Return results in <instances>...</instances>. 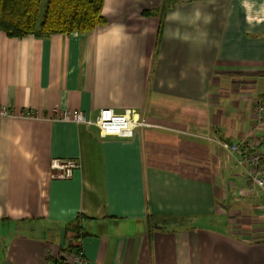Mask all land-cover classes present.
Instances as JSON below:
<instances>
[{"label":"crops","instance_id":"0c3cea01","mask_svg":"<svg viewBox=\"0 0 264 264\" xmlns=\"http://www.w3.org/2000/svg\"><path fill=\"white\" fill-rule=\"evenodd\" d=\"M100 11L87 33L0 31L11 111L0 116V264L65 262L75 222L90 264H264V191H245L227 150L264 100V0H103ZM103 107L152 126L100 137L54 119ZM53 158L79 167L52 178Z\"/></svg>","mask_w":264,"mask_h":264},{"label":"built area","instance_id":"2783aa9c","mask_svg":"<svg viewBox=\"0 0 264 264\" xmlns=\"http://www.w3.org/2000/svg\"><path fill=\"white\" fill-rule=\"evenodd\" d=\"M253 104L254 124L249 127L247 136L239 142L227 146L229 154L237 158L239 166L242 167L246 175L245 191L247 192L255 188L264 191V100L258 97ZM10 112L7 107L0 105V116H9ZM54 112V119L58 121L96 126L100 137L112 135L127 138L133 135L135 129L152 126L140 111L132 108H125L122 112H117L109 107H103L98 109L94 119L79 110L56 109ZM26 114L31 115L30 111ZM258 131L261 133L260 139L257 140L261 143L260 147L248 139ZM50 161L48 174L52 178H68L71 176V172L79 167L78 161L73 159L53 158ZM86 258L82 248L78 246L68 254V258L63 264H90Z\"/></svg>","mask_w":264,"mask_h":264},{"label":"trees","instance_id":"16d2710c","mask_svg":"<svg viewBox=\"0 0 264 264\" xmlns=\"http://www.w3.org/2000/svg\"><path fill=\"white\" fill-rule=\"evenodd\" d=\"M102 3L103 0H0V31L19 39L26 35L87 33L105 23L100 11ZM69 233V247L80 246L76 222L69 226Z\"/></svg>","mask_w":264,"mask_h":264},{"label":"water","instance_id":"95a60500","mask_svg":"<svg viewBox=\"0 0 264 264\" xmlns=\"http://www.w3.org/2000/svg\"><path fill=\"white\" fill-rule=\"evenodd\" d=\"M156 227H158V226H156ZM160 227V226H159Z\"/></svg>","mask_w":264,"mask_h":264},{"label":"rangeland","instance_id":"374dc122","mask_svg":"<svg viewBox=\"0 0 264 264\" xmlns=\"http://www.w3.org/2000/svg\"><path fill=\"white\" fill-rule=\"evenodd\" d=\"M241 192V191H240Z\"/></svg>","mask_w":264,"mask_h":264}]
</instances>
